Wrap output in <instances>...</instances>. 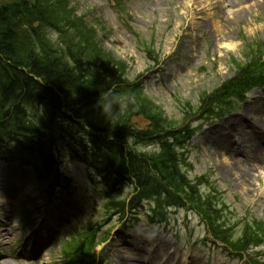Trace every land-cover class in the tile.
I'll list each match as a JSON object with an SVG mask.
<instances>
[{"label":"trees","instance_id":"obj_1","mask_svg":"<svg viewBox=\"0 0 264 264\" xmlns=\"http://www.w3.org/2000/svg\"><path fill=\"white\" fill-rule=\"evenodd\" d=\"M113 1L125 11L126 0ZM68 5L0 2V155L14 149L34 171L40 197L48 199L69 187L58 154L68 141L81 153L90 179L103 180L99 193L106 216L118 213L123 221L149 202L147 222L167 223L171 210H189L204 223L209 243L246 254L248 264H264L253 257L264 245V219H239L207 174L191 179L185 168L199 123L264 87V39L241 33L245 60H232L233 75L202 89L197 103L187 102L176 119L147 95L142 80L131 78L124 60L99 46L92 24ZM143 47L154 68L160 56L153 46ZM139 115L148 122L144 129L131 122ZM126 185L130 192L123 193ZM90 223L63 241L62 264H101L96 247L107 236H101V224Z\"/></svg>","mask_w":264,"mask_h":264},{"label":"rangeland","instance_id":"obj_2","mask_svg":"<svg viewBox=\"0 0 264 264\" xmlns=\"http://www.w3.org/2000/svg\"><path fill=\"white\" fill-rule=\"evenodd\" d=\"M67 2V9L92 24L99 46L124 60L131 78L142 80L147 95L176 119L187 109V102L197 103L202 89L215 88L233 75L232 60H245L241 33L264 39V0H126L122 12L113 0ZM143 43L160 56L154 68ZM258 111L264 112V88L252 89L245 101L235 103L221 117L199 123L190 142V166L185 167L191 179L207 174L239 219H264V175L256 176L246 158L252 153L249 145L254 144L247 123L259 124ZM240 115L244 121L229 128L227 124ZM131 122L138 129L147 126L140 115ZM221 135L234 148L240 143V153L231 149L224 154L217 146ZM58 154L69 187H59L49 199L40 197L34 171L22 164L14 149L0 155V264H62L63 241L90 222L101 224L99 232L108 237L96 249L104 264H148V258L157 264L165 260L170 264H244L243 259L207 243L205 225L194 212L174 209L167 224H152L147 223L151 203L144 202L137 218L118 224V213L105 214L99 193L103 180L90 179L81 153L65 141ZM242 169L254 171L250 185L241 183ZM128 192L126 185L123 193ZM259 257L264 259V247Z\"/></svg>","mask_w":264,"mask_h":264},{"label":"bare ground","instance_id":"obj_3","mask_svg":"<svg viewBox=\"0 0 264 264\" xmlns=\"http://www.w3.org/2000/svg\"><path fill=\"white\" fill-rule=\"evenodd\" d=\"M257 119L259 121V124H251L250 122L247 123V128L250 129V133L252 134V142H254L253 146L249 147L251 148V152L249 154H246V158H248L251 161L252 167H254V171L258 173L256 176L264 175V153L262 147H264V112L259 113V111L256 113ZM244 121V116L240 115L237 119L233 118L232 122L228 125L229 128L232 127L235 128L239 123ZM217 146L218 148L224 153H229L231 149H234L232 151L234 154L240 153L238 150L241 148V144L238 143V147L236 146H231L228 143V139L226 138L225 135H221V138L218 139ZM254 171H251L250 169H242L240 170L239 176L243 177L244 182L242 181L241 183L243 184H249L251 181L255 178ZM159 249V247H156L153 251L156 252V250ZM141 250V249H140ZM155 256V253L153 254L152 252H148ZM173 259V258H170ZM148 260L150 261L148 264H157L155 261H151L149 258ZM171 261L165 260L163 261L162 264H170Z\"/></svg>","mask_w":264,"mask_h":264}]
</instances>
